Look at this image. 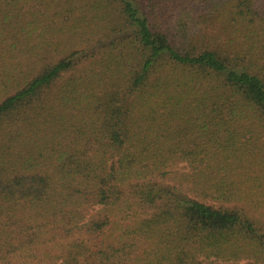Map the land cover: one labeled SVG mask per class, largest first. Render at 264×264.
I'll list each match as a JSON object with an SVG mask.
<instances>
[{"label":"trees","instance_id":"obj_1","mask_svg":"<svg viewBox=\"0 0 264 264\" xmlns=\"http://www.w3.org/2000/svg\"><path fill=\"white\" fill-rule=\"evenodd\" d=\"M0 264H264V0H0Z\"/></svg>","mask_w":264,"mask_h":264},{"label":"rangeland","instance_id":"obj_2","mask_svg":"<svg viewBox=\"0 0 264 264\" xmlns=\"http://www.w3.org/2000/svg\"><path fill=\"white\" fill-rule=\"evenodd\" d=\"M242 263H245V262H242Z\"/></svg>","mask_w":264,"mask_h":264}]
</instances>
